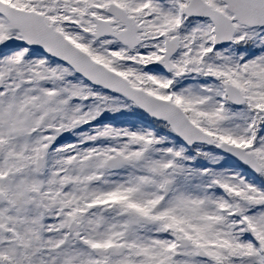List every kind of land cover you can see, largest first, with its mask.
<instances>
[{
	"label": "snow or ice",
	"instance_id": "snow-or-ice-1",
	"mask_svg": "<svg viewBox=\"0 0 264 264\" xmlns=\"http://www.w3.org/2000/svg\"><path fill=\"white\" fill-rule=\"evenodd\" d=\"M0 264H264V0H0Z\"/></svg>",
	"mask_w": 264,
	"mask_h": 264
}]
</instances>
